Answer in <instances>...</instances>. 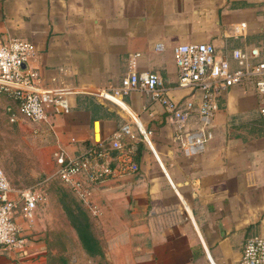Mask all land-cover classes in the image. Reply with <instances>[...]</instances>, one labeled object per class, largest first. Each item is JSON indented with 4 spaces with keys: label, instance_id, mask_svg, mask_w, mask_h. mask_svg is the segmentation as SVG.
<instances>
[{
    "label": "crops",
    "instance_id": "0c3cea01",
    "mask_svg": "<svg viewBox=\"0 0 264 264\" xmlns=\"http://www.w3.org/2000/svg\"><path fill=\"white\" fill-rule=\"evenodd\" d=\"M241 22L248 28L235 36ZM0 34L35 44L46 85L78 90L68 113L37 124L53 132L57 148L84 153L95 144V124L109 148L130 123L139 164L138 173L93 187L98 214L91 212L104 218L85 222V244L68 229L55 233L69 245L51 243L18 217L30 238L26 254L0 250V264H240L247 238L264 235V118L254 87L237 85L219 98L206 149L195 156L183 154L162 101L142 91L108 97L119 106L97 93L120 86L138 55L137 70L160 75L170 100L192 101L188 129H198L201 92L179 87L174 48L212 43L226 55L256 46L264 59V0H0ZM0 101L5 110L12 104L3 93ZM139 127L153 131L151 146Z\"/></svg>",
    "mask_w": 264,
    "mask_h": 264
},
{
    "label": "built area",
    "instance_id": "2783aa9c",
    "mask_svg": "<svg viewBox=\"0 0 264 264\" xmlns=\"http://www.w3.org/2000/svg\"><path fill=\"white\" fill-rule=\"evenodd\" d=\"M247 28V23L241 22L233 27V33L242 35ZM161 48L158 45V49ZM137 56L131 57L130 70L120 86L97 94L114 102L107 94L121 99L132 91H142L149 93L154 100L162 101L173 114L176 138L185 156L205 151L209 139L207 130L219 110V98L231 87L252 85L260 98L258 112L264 118V59L259 47L235 48L226 55H220L212 43L180 44L174 48L179 87L201 92L198 129H188L192 101L181 107L170 100L160 75L137 70ZM38 60L33 42L21 38L5 39L0 34V93L12 101L5 110L11 122L23 117L35 124L51 123L56 115L69 112L68 96L78 92L64 83L46 85L37 67ZM53 81L58 82L57 79ZM139 131L143 141L151 146L153 131L141 127ZM135 138L132 125L128 123L114 132L111 146L105 148L101 127L95 124V144L84 153L70 155L63 146L58 147L53 176L69 187L94 214H98L92 202L93 187L139 172V164L134 160ZM46 200V195L39 189L15 194L0 164V250L21 255V258L25 256L30 238L18 217L33 220L40 204ZM240 264H264V235L247 238Z\"/></svg>",
    "mask_w": 264,
    "mask_h": 264
},
{
    "label": "rangeland",
    "instance_id": "374dc122",
    "mask_svg": "<svg viewBox=\"0 0 264 264\" xmlns=\"http://www.w3.org/2000/svg\"><path fill=\"white\" fill-rule=\"evenodd\" d=\"M5 105L4 101H0V164L15 194L28 189H39L47 197V200L40 204L36 217L33 220H25L35 230L42 229L51 243L64 246L67 241L69 245L67 235L55 233L68 229L80 233L79 240L85 244L86 239L82 233L87 230L83 227L85 222L88 219L104 218L103 212L93 215L89 207L69 187L53 176L55 152L58 150L53 132L23 117L11 122L5 114ZM101 200L99 199V203L102 206ZM127 214L130 216L131 212ZM72 222H78L81 227L77 228L76 225L72 228ZM63 225L68 228H61ZM76 250H79V247ZM67 263L66 260L62 261V264Z\"/></svg>",
    "mask_w": 264,
    "mask_h": 264
},
{
    "label": "bare ground",
    "instance_id": "6f19581e",
    "mask_svg": "<svg viewBox=\"0 0 264 264\" xmlns=\"http://www.w3.org/2000/svg\"><path fill=\"white\" fill-rule=\"evenodd\" d=\"M107 97H113V98H116V99H120L119 97H116V96H113V95H109V94H107Z\"/></svg>",
    "mask_w": 264,
    "mask_h": 264
}]
</instances>
